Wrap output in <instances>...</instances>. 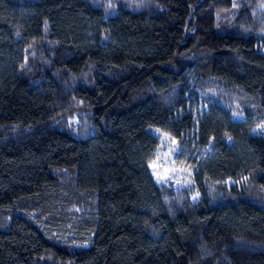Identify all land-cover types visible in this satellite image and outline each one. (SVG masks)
<instances>
[{
    "label": "trees",
    "instance_id": "1",
    "mask_svg": "<svg viewBox=\"0 0 264 264\" xmlns=\"http://www.w3.org/2000/svg\"><path fill=\"white\" fill-rule=\"evenodd\" d=\"M0 264H264V0H0Z\"/></svg>",
    "mask_w": 264,
    "mask_h": 264
},
{
    "label": "rangeland",
    "instance_id": "2",
    "mask_svg": "<svg viewBox=\"0 0 264 264\" xmlns=\"http://www.w3.org/2000/svg\"><path fill=\"white\" fill-rule=\"evenodd\" d=\"M181 150L176 140L164 138L158 157L151 165L157 183L176 188L191 184L194 169L189 164L187 152Z\"/></svg>",
    "mask_w": 264,
    "mask_h": 264
}]
</instances>
